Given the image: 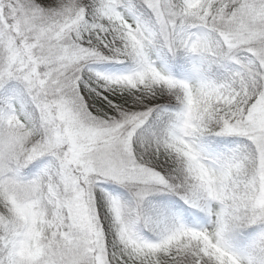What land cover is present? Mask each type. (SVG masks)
Masks as SVG:
<instances>
[{
  "label": "snow or ice",
  "instance_id": "obj_1",
  "mask_svg": "<svg viewBox=\"0 0 264 264\" xmlns=\"http://www.w3.org/2000/svg\"><path fill=\"white\" fill-rule=\"evenodd\" d=\"M0 264H264V0H0Z\"/></svg>",
  "mask_w": 264,
  "mask_h": 264
}]
</instances>
